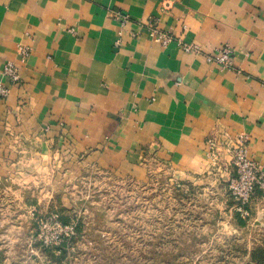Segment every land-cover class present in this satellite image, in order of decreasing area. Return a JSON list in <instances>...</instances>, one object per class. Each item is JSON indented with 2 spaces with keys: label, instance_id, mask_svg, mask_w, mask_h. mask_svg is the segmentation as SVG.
<instances>
[{
  "label": "crops",
  "instance_id": "crops-1",
  "mask_svg": "<svg viewBox=\"0 0 264 264\" xmlns=\"http://www.w3.org/2000/svg\"><path fill=\"white\" fill-rule=\"evenodd\" d=\"M117 12L130 16L125 27ZM150 18L204 53L162 47ZM225 44L233 65L209 63L204 54ZM8 61L18 86L3 75ZM0 82L10 88L0 97L4 201L46 204L59 172L78 166L144 177L157 163L228 182L227 144L242 134L264 166V0H0ZM253 205L263 214L262 196Z\"/></svg>",
  "mask_w": 264,
  "mask_h": 264
},
{
  "label": "rangeland",
  "instance_id": "rangeland-1",
  "mask_svg": "<svg viewBox=\"0 0 264 264\" xmlns=\"http://www.w3.org/2000/svg\"><path fill=\"white\" fill-rule=\"evenodd\" d=\"M148 171L78 166L46 204L0 198V264H264V212H241L226 177Z\"/></svg>",
  "mask_w": 264,
  "mask_h": 264
},
{
  "label": "built area",
  "instance_id": "built-area-1",
  "mask_svg": "<svg viewBox=\"0 0 264 264\" xmlns=\"http://www.w3.org/2000/svg\"><path fill=\"white\" fill-rule=\"evenodd\" d=\"M115 15L123 27L131 20L130 16L125 13L117 12ZM144 25L153 33L156 42L162 47H166L170 43L177 41L186 53H204L199 46L182 42V40L175 38L171 32L163 30L160 27L159 20L156 18H150ZM19 52L22 60L28 59L32 53L29 47L22 45L19 47ZM204 56L209 63L218 64L223 68H230L233 65L234 52L228 44L216 48L213 52L206 53ZM3 75L11 82L12 86H18L23 81L19 67L12 61L6 62ZM9 94L10 88L5 83L0 82V97L7 98ZM207 143L212 167L217 168L221 161L219 144L215 139H209ZM249 143V136L242 134L236 138H230L227 144L234 172V175L229 179L230 190L240 204L239 210L246 215L249 214L247 207L254 200L260 195L264 198V166L250 156ZM58 226L62 227L61 224H58Z\"/></svg>",
  "mask_w": 264,
  "mask_h": 264
}]
</instances>
